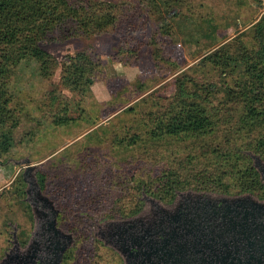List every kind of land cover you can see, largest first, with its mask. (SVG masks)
Here are the masks:
<instances>
[{
  "label": "rangeland",
  "instance_id": "374dc122",
  "mask_svg": "<svg viewBox=\"0 0 264 264\" xmlns=\"http://www.w3.org/2000/svg\"><path fill=\"white\" fill-rule=\"evenodd\" d=\"M95 1L115 4V24L89 26L68 39L47 38L44 46L59 60L53 73L43 76L38 62H22L11 79L12 107L21 113V125L12 149L0 148V252L12 226L28 223V158L38 163L37 181L45 182L67 226L79 229L85 256L92 258V221L106 208L129 202L141 182L169 168L193 176L205 165L213 170L219 163L215 149L231 155L236 143L264 141V114L261 121L245 123L243 95L259 74L246 71L244 56L259 46L256 25L264 17V0ZM221 47L228 65L204 66L203 58ZM84 52L90 56L81 67L93 82L79 93L63 84V72L71 56ZM186 73L196 82L190 85L194 91L210 82L235 89L239 97L222 106L217 93L210 94L217 124L206 134L158 138L152 135L155 114L177 94L178 79ZM263 79L256 76L262 80L256 83ZM263 102H257L261 110ZM66 116L72 120L57 122ZM99 258L92 260L100 263Z\"/></svg>",
  "mask_w": 264,
  "mask_h": 264
},
{
  "label": "trees",
  "instance_id": "16d2710c",
  "mask_svg": "<svg viewBox=\"0 0 264 264\" xmlns=\"http://www.w3.org/2000/svg\"><path fill=\"white\" fill-rule=\"evenodd\" d=\"M117 9L115 4L105 1L95 0H0V148L3 152L12 149L15 141V132L21 125V113L12 107L14 95L11 91V79L16 68L22 63L38 62L43 76H50L59 66V60L45 46L44 41L54 35L68 39L77 35L82 29L89 26L104 28L117 21ZM259 46L253 49H246L244 58L246 59V71L257 77H264V17L256 25ZM223 48L208 54L202 60L207 65L209 61L214 62L215 67H224L225 63ZM90 55L77 53L66 62L63 72V84L73 91L82 93L86 89V84L92 83V79L84 74V67L81 61L88 59ZM228 62V61H227ZM262 67V70L259 69ZM255 79L249 80L245 88L249 90L243 92L244 99L248 103L247 117L244 122L253 124L254 119L262 120L264 105L257 106L264 101V82L257 84ZM264 80V79H263ZM196 82L186 73L178 79V91L172 100L155 114V127L152 135L156 137L179 136L181 134H206L215 128L216 120L213 110L217 108L211 105L210 94L217 93V99L222 102V106L239 97L235 89L230 87L222 90L216 83L206 87V82L198 85L194 90L190 85ZM225 84L226 83L225 81ZM260 91L254 94V88ZM225 96L222 97L221 93ZM240 95V94H239ZM264 104V102H263ZM211 105V107H210ZM73 118V117H72ZM70 117H59L57 122L67 123ZM72 120V119H70ZM260 123V122H259ZM231 155L227 150L215 149L218 155L213 164L205 165L198 171V175L185 174L180 169H167L159 177L149 178L133 189L130 201L118 203L116 206L106 208V211L95 217H101L110 213L134 212L141 207L144 202L142 196L148 194L158 197L164 201L173 200L178 190L189 188L204 189L225 193H242L251 191L264 195V187L260 179V174L254 165L251 153H258L264 159V141H250L246 145L233 146ZM252 151H249V150ZM197 169V168H195ZM199 170V169H198ZM41 187L45 189L46 184L39 180ZM80 231L78 228H74Z\"/></svg>",
  "mask_w": 264,
  "mask_h": 264
},
{
  "label": "flooded vegetation",
  "instance_id": "af4514ba",
  "mask_svg": "<svg viewBox=\"0 0 264 264\" xmlns=\"http://www.w3.org/2000/svg\"><path fill=\"white\" fill-rule=\"evenodd\" d=\"M254 165L264 187V162ZM25 180L28 223L12 226L0 264H264V195L189 188L164 201L144 194L136 211L92 221L91 258L40 182L32 174Z\"/></svg>",
  "mask_w": 264,
  "mask_h": 264
},
{
  "label": "water",
  "instance_id": "95a60500",
  "mask_svg": "<svg viewBox=\"0 0 264 264\" xmlns=\"http://www.w3.org/2000/svg\"><path fill=\"white\" fill-rule=\"evenodd\" d=\"M252 156L254 157L255 159V162L256 163H259L260 161H263L264 160L262 159V157L260 155H257L255 153H251ZM37 165L38 163H34L30 158H28L25 162H24V166H25V175H30L32 174V177H34V179H36L35 177V174H34V171L35 169L37 168ZM28 178V176H26V179ZM35 184L37 185L38 184V181L36 179L35 181ZM175 263L176 264H179L177 260H175ZM196 264H199V263H196Z\"/></svg>",
  "mask_w": 264,
  "mask_h": 264
}]
</instances>
